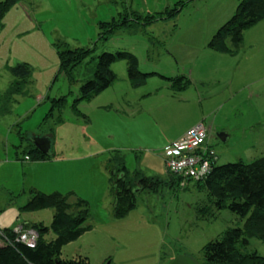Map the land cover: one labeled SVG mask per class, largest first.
I'll list each match as a JSON object with an SVG mask.
<instances>
[{
	"label": "rangeland",
	"instance_id": "1",
	"mask_svg": "<svg viewBox=\"0 0 264 264\" xmlns=\"http://www.w3.org/2000/svg\"><path fill=\"white\" fill-rule=\"evenodd\" d=\"M177 1L18 0L2 19L0 94L13 79L9 66L26 62L31 75L27 96L17 95V101L9 105L11 111L0 114V159L4 164L14 160L15 151L23 156L28 143L25 136H44L51 131L52 149L59 162L39 170L41 191L61 192L69 196L70 203L83 199L89 209V217L82 224L88 229L63 246L62 257L80 254L88 258L89 264H166L177 254H187L206 264L202 247L224 230L244 226L246 218L225 205L217 207L201 187L202 182L186 180L156 187L158 184L152 186L148 182L133 194V208L121 217L112 214L114 197L110 189L116 176L109 174L113 166L109 159L115 152L123 154L129 172L139 170L145 176L169 181L161 160L145 148L148 145L130 138H172L182 127L199 119L205 126L212 124L207 142L214 150L217 165L238 160L248 163L264 156V80L259 78L264 74V18L243 32L244 47L234 57L209 48L208 43L221 23L233 15L236 0H193L172 19L159 18L144 28L123 29L106 40L97 39L100 22L130 11L143 15L162 12ZM95 40L94 56L126 49L137 56L140 70L173 77L183 75L191 84L174 89L170 80L160 75L132 83L126 61L120 59L110 66L116 79L109 87L80 98L79 86L83 74L89 71V58L75 68L76 81L71 83L59 69L55 43L85 48ZM220 68V74L214 73ZM250 69L259 71L253 77L259 79L243 86L242 78ZM212 74H219L215 81ZM224 76L227 83H219ZM225 88L229 95L210 96L211 91L222 93ZM195 91L201 94L200 98ZM63 95L64 102H51ZM218 99L228 100L215 104ZM52 105L51 114L42 124ZM221 132L230 134L226 141L218 136ZM62 155L68 158L67 162ZM18 164L12 161L0 165V170L5 168L1 174L12 175L13 168L22 165ZM16 174L19 177V170ZM138 180L133 176L136 186ZM24 189L9 200L6 189L0 186V218L11 223L15 219L30 220L28 225L16 226L14 230L36 239L37 232L31 224L42 222L50 226L54 210L20 209L29 197L27 184ZM73 211L74 208L68 212ZM55 236L53 230L47 234L50 238ZM246 249L264 256V238L251 237Z\"/></svg>",
	"mask_w": 264,
	"mask_h": 264
},
{
	"label": "trees",
	"instance_id": "2",
	"mask_svg": "<svg viewBox=\"0 0 264 264\" xmlns=\"http://www.w3.org/2000/svg\"><path fill=\"white\" fill-rule=\"evenodd\" d=\"M193 0H179L173 7L166 8L162 12L140 14L136 11L120 14L117 19L108 22H100L98 40H106L115 32L123 29L133 30L141 26L144 28L159 18L172 19L178 12ZM237 7L233 15L225 21L212 35L208 46L218 52L234 53L239 49L243 32L264 18V0H236ZM18 0H0V28L2 19L7 10L16 4ZM95 40L91 47L70 48L68 43H55L60 61L59 69L67 76L69 82L76 81L75 68L89 58L86 67H90L87 73L83 74L79 86V97L87 98L96 95L109 87L116 79L111 69V64L124 59L127 65V75L131 82L145 80L148 76L158 74L167 80L174 89H183L188 86L189 79L173 76H164L155 71H142L138 67L137 56L129 50L122 49L115 53L103 51L94 56L96 50ZM8 71L13 76L7 89L0 94V114L10 112L16 96H27L26 90L29 84L31 68L26 62L9 66ZM183 78V79H182ZM132 82V83H133ZM66 100L63 95L60 98H52L51 102ZM53 105L42 119V124L51 114ZM45 136L50 141V153L44 154L38 150L30 139L25 136L28 143L22 150L20 156L15 151V157L30 160H49L53 154V134L49 131ZM51 135V136H50ZM112 169L110 176L114 175L115 180L111 182L110 192L114 197L112 214L115 217L125 215L134 206L133 194L144 189L149 183L175 185L184 180L175 175L169 174V181L164 182L159 178L149 177L139 170L129 172L125 165L123 154L115 152L110 157ZM133 176L139 178L136 186ZM111 179V178H110ZM192 181L191 179H185ZM149 182V183H148ZM201 187L208 191L210 199L213 198L217 207L225 205L231 212L246 218L243 227H232L224 230L217 238L207 242L201 249L203 262L206 264H264V256L258 255L255 251L246 249L248 240L251 237L264 238V156L244 163L241 160L227 162L217 165L216 159L212 161L209 174L202 180ZM135 185V186H134ZM153 186V185H152ZM201 188V189H202ZM29 197L20 209L34 211L39 208L49 207L54 210L50 226L42 222H34L31 228L37 232V238L33 246L19 239V232L13 228L4 227L0 230V264H89L88 258L83 255L73 257H62L64 245L77 239L88 228L83 222L89 217V209L83 199L76 203L68 201V195L61 192L44 193L40 190L29 189ZM74 208L75 212H68ZM50 230L56 233L53 238L47 237Z\"/></svg>",
	"mask_w": 264,
	"mask_h": 264
},
{
	"label": "crops",
	"instance_id": "3",
	"mask_svg": "<svg viewBox=\"0 0 264 264\" xmlns=\"http://www.w3.org/2000/svg\"><path fill=\"white\" fill-rule=\"evenodd\" d=\"M223 23H221V24H223ZM211 37H212V35H211ZM241 43H242V41H241ZM241 43H240L239 49L236 52H234V53H228V52H220V53H224L225 55H231V56L234 57L235 55L239 54L241 52V50H242V47H244L243 44H241ZM157 54H161V53H159V51H157ZM221 70H222V68L217 69L214 73H219L220 74ZM152 71H154V70H152ZM155 72H157V71H155ZM258 72L259 71L255 70V69H250V71L248 73L244 74V76L242 78L243 79V82H244L243 86L252 85V83L255 82L256 80H258L259 78H261V79L264 80V74H263V76H261L259 78H253L254 76H256V74H259ZM219 74L218 75H215V74L213 75L212 74L213 75L212 81H215V77L219 76ZM154 75H158V74H154ZM150 76H153V75H150ZM161 78H163V77H161ZM164 79H166V78H164ZM196 79H198L199 82H201V79L202 78L201 77H198ZM218 82L225 84V83H227V80L225 79V76H224L222 79H219ZM189 84H191V81L190 80H189L188 85ZM194 93H195V96L196 97H199L200 98V95H201L200 93H198L197 91H195ZM149 94H151V92ZM219 94H222L223 95L222 98H223L224 96L229 95V92L225 88L224 92H222V93H217L215 91H211V95L210 96L215 97L216 95H219ZM225 100H228V99H218L217 100V103H215V104H222L223 102H225ZM198 122H199V119H194V121H192L190 124H188L185 127H182L179 130V132L177 134H175V136H173L172 138H130V140H133L136 143H139V142H142L143 141V145H148L145 148H148L149 150H151V153H154L155 156L158 159L161 160V162L163 164V167L165 168L164 162H163V159H162V156H161V150H162V148L165 145H167L168 143H170L173 140H175V139L179 138L180 136H182V134L189 127H191L192 125H194V124H196ZM211 126H212L211 123L206 126L207 129H208V131H210ZM225 130L226 131H224V132L225 133L226 132L228 133V129H225ZM227 136L229 137L230 134H227ZM52 138H53V136H52ZM127 139H129V138H127ZM132 148H134V147H132ZM53 154H54L53 158L52 159H49V160H30V159H27L26 160V159H20L18 157L16 158L15 157V152H14L13 153V159L14 160H10V161H8V162H6L4 164V160L0 159V165H9L12 161H14L15 163H17V165H19L18 164L19 162L22 163L21 167L16 166L17 168H15V167L13 168L12 175H10L9 173L8 174H1V173H3L5 171V168H1V170H0V179L3 178L0 181V186L4 187L6 189V192L8 194V195L6 194V196L9 198V200H13L14 199L13 198L14 196H19L22 192H25L24 186L26 184L28 185V190L29 189H35V190H40V191L43 190V188H41L39 186L40 183H39V181H37V175L39 173V170L45 169V167L47 165H49L50 163H58L59 162V160L56 159L57 156L55 157V154H56L55 151H53ZM62 160L65 163V162H67L68 158H65L63 156V159ZM29 161H32V162H29ZM63 161H61V162H63ZM26 162H28V163H26ZM24 165H25V167L23 168ZM149 165L152 166L153 163L151 162V163H149ZM7 169L9 171V168H7ZM16 170H19V177L16 174ZM28 177H30V178H28ZM54 189L60 190L59 188H54ZM28 196H29V192H28ZM18 220L19 219H15V221L12 220L13 222L11 223L10 221H6L4 218H0V227H2V226L3 227H9V228L12 227L14 229L16 226H20V225H23V224H27L28 225L31 222L30 220L29 221L25 220L23 222L18 221ZM170 260L171 259H169V261ZM162 264H164V263H162Z\"/></svg>",
	"mask_w": 264,
	"mask_h": 264
},
{
	"label": "built area",
	"instance_id": "4",
	"mask_svg": "<svg viewBox=\"0 0 264 264\" xmlns=\"http://www.w3.org/2000/svg\"><path fill=\"white\" fill-rule=\"evenodd\" d=\"M208 129L203 122L189 127L179 138L165 145L161 150L166 172L182 179L199 181L210 172L215 159L213 148L208 144ZM19 239L30 246L35 237L20 234Z\"/></svg>",
	"mask_w": 264,
	"mask_h": 264
},
{
	"label": "water",
	"instance_id": "5",
	"mask_svg": "<svg viewBox=\"0 0 264 264\" xmlns=\"http://www.w3.org/2000/svg\"><path fill=\"white\" fill-rule=\"evenodd\" d=\"M222 141L227 140V136L224 132L218 134ZM34 146L44 154L50 153V141L46 136H34L30 139ZM167 264H200L199 261L191 255L177 254Z\"/></svg>",
	"mask_w": 264,
	"mask_h": 264
}]
</instances>
